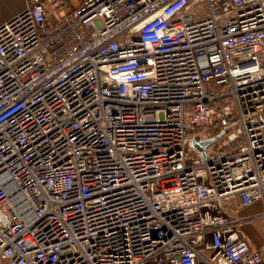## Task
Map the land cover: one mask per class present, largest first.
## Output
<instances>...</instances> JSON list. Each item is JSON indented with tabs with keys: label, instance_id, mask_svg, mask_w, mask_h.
Instances as JSON below:
<instances>
[{
	"label": "built area",
	"instance_id": "1",
	"mask_svg": "<svg viewBox=\"0 0 264 264\" xmlns=\"http://www.w3.org/2000/svg\"><path fill=\"white\" fill-rule=\"evenodd\" d=\"M26 2L0 25V264H264L240 233L264 0Z\"/></svg>",
	"mask_w": 264,
	"mask_h": 264
},
{
	"label": "crops",
	"instance_id": "2",
	"mask_svg": "<svg viewBox=\"0 0 264 264\" xmlns=\"http://www.w3.org/2000/svg\"><path fill=\"white\" fill-rule=\"evenodd\" d=\"M73 5H77L80 0H72ZM26 0H0V25L10 20L16 14L25 9ZM49 9V7H48ZM261 203H256L249 207H242L238 210L241 216H247L262 211ZM240 233L246 237L253 247L259 248L264 245V219L245 223Z\"/></svg>",
	"mask_w": 264,
	"mask_h": 264
},
{
	"label": "water",
	"instance_id": "3",
	"mask_svg": "<svg viewBox=\"0 0 264 264\" xmlns=\"http://www.w3.org/2000/svg\"><path fill=\"white\" fill-rule=\"evenodd\" d=\"M193 143L195 144V141H193ZM208 144H209V142H202L200 145L203 146V147H205Z\"/></svg>",
	"mask_w": 264,
	"mask_h": 264
},
{
	"label": "rangeland",
	"instance_id": "4",
	"mask_svg": "<svg viewBox=\"0 0 264 264\" xmlns=\"http://www.w3.org/2000/svg\"><path fill=\"white\" fill-rule=\"evenodd\" d=\"M260 220H262V219H260ZM257 221H259V220H257Z\"/></svg>",
	"mask_w": 264,
	"mask_h": 264
}]
</instances>
